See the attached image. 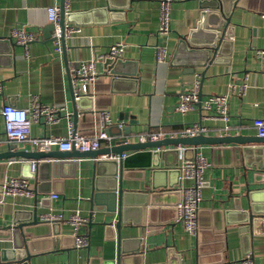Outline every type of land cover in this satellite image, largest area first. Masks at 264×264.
<instances>
[{
	"label": "crops",
	"instance_id": "1",
	"mask_svg": "<svg viewBox=\"0 0 264 264\" xmlns=\"http://www.w3.org/2000/svg\"><path fill=\"white\" fill-rule=\"evenodd\" d=\"M126 1L70 0L66 14L80 13L82 16L78 22L66 24L81 30L65 39V48L62 47L61 53H55V44L52 40H45L43 28L51 24L47 8L60 7L64 0H0V37L10 38L16 27L40 36V40L31 42L26 48L19 46L13 54L0 51V83L3 86V94L0 95V153L9 151L13 145L21 151H34L35 148L28 142L9 144L6 141L3 117L5 105L28 108L33 100H38L43 106L56 108L55 115L59 119L57 123L47 124L43 117L33 123L31 136L36 138H67L71 125L79 134L95 136L101 129L102 113H108L113 122L109 129L113 140L111 146L103 142L100 149L113 147L120 141L136 138L152 130L178 131L193 122L206 126L209 132L205 136L209 137H258L253 120L264 118V57L257 54V51L264 50V0H225L233 5L230 16L232 34L224 37L214 61L210 59L212 50L207 52L204 45L209 40L206 35H192V43L188 38L191 30L197 26L201 0H174L171 31L164 36L158 35L157 0H131L128 8H124ZM110 5L122 11V14L114 15L111 19L109 13L104 11ZM95 10V13L91 12ZM116 43L126 45L122 64H114L117 73L113 75V66L106 67L98 63L100 76L89 86L90 95L83 101L84 109L79 111L74 123L68 111V103L74 95L72 81L77 65L105 54ZM157 44L166 47L169 54L167 62L156 61ZM197 79L202 99L210 95L228 96V121L204 111L198 105L188 113L176 111L181 92L191 89ZM243 82H247L248 89L241 94L238 87ZM120 125L122 128L118 127ZM125 127H129V135L123 132ZM198 147L212 163L205 175L199 213L201 226L213 225L212 211L234 209L237 198L241 199L243 208H246L249 192H260L258 202L264 205V169H258L256 164L251 169L244 164L236 165L230 152L224 150L234 145ZM51 151L62 152L57 148ZM72 151L63 152L72 156L70 161L79 164V168H73L72 172L74 169H80V172L90 170L95 159L79 158L77 150ZM98 158L106 159L107 156L101 155ZM172 161L174 156H168L161 162L162 168H173L165 166ZM182 161L183 158H180L179 163ZM34 162L37 161L21 157L11 159L6 177H29L34 172ZM40 169L35 171V178H30L35 195L31 198L8 197L4 207L5 216L0 222H10L15 210H33L36 205L39 220L50 213L70 217L78 212L89 220L79 227L78 234L87 235L90 244L86 248H51L36 255L32 263L89 264L91 257L103 260L114 258L116 241L107 239L102 225L111 216L106 212L95 211L90 199L81 193L91 188V178H61L59 181L62 184L58 186L61 192L51 190L42 193L37 190L43 186L39 177L47 178L51 168L43 166ZM133 171L138 175L144 172L142 169ZM150 171L145 170L143 179L140 176L124 179V189L146 192ZM68 175L71 174L65 173V176ZM164 181L169 182L167 179ZM182 183L185 185L184 181ZM182 183L175 185L174 190L180 191ZM53 194H58L59 198L52 199ZM175 200L174 196L162 201L160 199L158 203H167L154 207L156 210L149 213L152 224L142 225V243L152 264H167L168 248H173L179 254V259H171L173 264L199 263L198 236L192 237L176 222V208L167 207ZM147 208L152 207L148 205ZM146 215L147 212H143L142 220L147 219ZM61 233L72 236L75 230L65 223L61 226ZM52 237L39 239L48 240ZM129 240L131 247H136L138 239ZM246 241L237 228H230L220 251L219 243H208L211 250L202 258V262L242 264L244 258L251 256L255 264H264V231L263 234L251 235L250 241ZM6 246L9 247V243H0V248Z\"/></svg>",
	"mask_w": 264,
	"mask_h": 264
},
{
	"label": "water",
	"instance_id": "2",
	"mask_svg": "<svg viewBox=\"0 0 264 264\" xmlns=\"http://www.w3.org/2000/svg\"><path fill=\"white\" fill-rule=\"evenodd\" d=\"M131 0H127L123 5L128 8ZM233 5L228 4L225 0H201L200 15L197 26L191 30L189 41L192 35L204 34L209 39L204 45L207 52L212 50L210 59L214 61L219 53V48L224 41L225 36L232 34L231 26V10ZM60 13L59 27L64 30L67 23L72 21L78 22L81 19L80 13H67L65 3L62 2ZM109 9V10H108ZM111 6L104 8L112 19L114 15L122 14V11ZM124 10V9H120ZM95 11H91L95 13ZM55 29L54 24H49L43 28L45 40H52V33ZM20 45L15 43L11 38L0 37V51L13 54ZM62 47L65 48V38L62 37ZM206 55V54H205ZM120 58L114 62L108 61L105 65L113 66L111 74L115 75V69L118 64H122ZM116 66H115V65ZM115 66V67H114ZM89 97L83 96L79 100H75L74 95L68 103V111L74 118L76 123L79 111L84 108L83 101ZM123 132L130 134L129 127H125ZM198 147L201 145H234V147L224 148L230 152L236 165H245L246 168H252L254 164L258 169H264V138L249 136H231V137H209L195 136L176 139H164L156 142H138V141H120L113 147L103 148L95 151L79 152L77 157H90L95 159L90 170L80 169L72 172L73 168H79V164L70 161L72 156L63 152L40 151L31 152L18 150L13 145L7 152L0 153V219H4V207L7 199L2 202V183L6 178L9 161L13 158H27L28 160L38 162L37 170H41L43 166L51 168L50 175L47 178L39 177L43 182L42 187H38L40 192H61L58 186L62 184L61 178H91V188L82 190L83 196L88 197L95 211L106 212L111 216L107 222L102 225L105 228L107 239L116 241V255L112 259L103 260L101 258L91 257L89 264H152L149 254L145 253L146 248L142 242V225L152 224L150 219L151 212H154L159 205V200L167 199L174 196L176 200L167 207H175L180 202V191L174 190L175 185H180V169L179 159L190 160L194 156V149L187 148L184 152H180L177 146ZM173 147L172 150H162L161 148ZM73 149L72 152H74ZM104 155H116L119 159H99ZM168 156H174V161L165 164L173 168H162L161 162L166 160ZM40 163V164H39ZM142 169L139 175L133 170ZM150 171V183L147 184L146 192H134L125 190L123 187L124 179L140 178L145 175V170ZM65 173L71 175L65 176ZM36 173L25 176L26 178H35ZM137 176V177H134ZM167 179L169 182H165ZM62 181V180H61ZM77 182V181H75ZM69 182H66L67 184ZM50 186V188H49ZM47 187V188H44ZM86 191V192H85ZM175 191V192H173ZM260 192H249L248 206L243 208L241 199L234 201V209L231 210H214L212 211L213 225H203L198 233V264H207L202 262V258L209 253L210 246L208 243L216 242L220 246L219 251L223 248L222 243L230 228H237L241 237H244L247 243L250 241L251 235L263 234L264 231V205L259 203ZM148 205L152 208H147ZM147 212V219L142 220L143 212ZM177 217V211L174 210ZM150 213V214H149ZM149 218V219H148ZM164 222V221H161ZM61 223L49 224L39 220L38 206L33 210H15L12 213L10 222L5 220L0 222V243H9V247L0 248V264H33L32 259L45 251L60 248L72 247L74 243L73 236H64L61 233ZM232 231V230H231ZM46 235L41 236L40 234ZM53 236V237H52ZM41 237H52L48 240H41ZM129 239H138L136 247H131ZM52 243V247H51ZM168 263L173 264L171 259H179V254L173 248L167 249ZM181 255V254H180ZM219 262H222L220 260ZM166 264V263H163ZM180 264H182L180 262Z\"/></svg>",
	"mask_w": 264,
	"mask_h": 264
},
{
	"label": "built area",
	"instance_id": "3",
	"mask_svg": "<svg viewBox=\"0 0 264 264\" xmlns=\"http://www.w3.org/2000/svg\"><path fill=\"white\" fill-rule=\"evenodd\" d=\"M70 0H64L65 10L69 7ZM174 0H157L159 4V27L158 35L164 36L171 31V12ZM49 22L55 25L52 33L54 52H62V37L69 38L80 33L81 28L66 24L64 30L59 27L61 9L58 6L47 8ZM10 38L20 46L27 47L31 42L40 40L38 34L27 32L24 28L16 27L12 31ZM126 45L124 43H116L111 45L105 54H101L92 58L89 61L80 62L73 76V92L75 100H79L83 96L90 95L89 86L92 85L100 76L98 71V63L106 64L108 61H116L123 57ZM260 57H264V50L257 51ZM155 57L158 63L167 62L169 58L166 47L157 44L155 46ZM199 79L195 80V84L191 89L183 90L179 97V103L176 111L184 114L195 110L196 106H200L204 111L212 113L225 121L229 120V99L227 95H210L202 99L200 96ZM248 89L247 82H243L238 87V92L246 93ZM3 94V86L0 83V95ZM57 109L54 107L43 106L37 100H33L28 108H20L7 104L3 108V117L5 124V137L9 144H20L28 142L35 148L34 150L51 151L55 148L64 152L72 151L73 149L79 152H88L99 150L102 143H110L113 137L110 135L109 129L113 126V122L108 113H102L101 129L95 136H87L77 133L70 126V134L67 138L61 137H42L36 138L31 136L32 125L39 122L43 117L47 124L57 123L59 119L55 115ZM122 128V125L118 126ZM253 127L259 138H264V118H256L253 120ZM209 129L200 122L186 124L178 131L171 130H152L145 134H140L133 139H125L127 142H156L164 139H176L184 137L205 136ZM187 148L194 149V156L190 160H183L179 163L181 183L180 192L182 199L175 207L177 211L176 222L192 237L198 236L201 227L199 225V213L201 210V202L203 199V189L205 186V175L207 170L212 166V163L204 155L199 147L179 146L177 149L184 152ZM171 146L159 149L172 150ZM106 159H119L116 155H109ZM38 162L33 163V171L37 170ZM2 202L8 197L22 196L33 197L35 195L34 188L30 178L16 176L6 177L2 183ZM52 199H58V194H53ZM41 221L49 224L61 223L72 226L75 233L72 235L74 239L73 247L86 248L90 244V239L87 235L78 234V229L82 224L88 223V218L80 213H73L70 217L64 214L50 213L41 217ZM242 264H255L251 256H247L242 260Z\"/></svg>",
	"mask_w": 264,
	"mask_h": 264
}]
</instances>
